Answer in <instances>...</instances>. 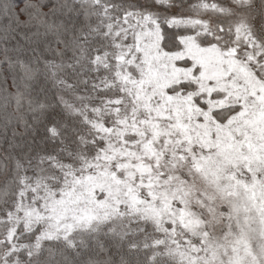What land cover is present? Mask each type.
<instances>
[{
	"label": "snow or ice",
	"instance_id": "1",
	"mask_svg": "<svg viewBox=\"0 0 264 264\" xmlns=\"http://www.w3.org/2000/svg\"><path fill=\"white\" fill-rule=\"evenodd\" d=\"M169 258L264 264V0H0V264Z\"/></svg>",
	"mask_w": 264,
	"mask_h": 264
},
{
	"label": "rangeland",
	"instance_id": "2",
	"mask_svg": "<svg viewBox=\"0 0 264 264\" xmlns=\"http://www.w3.org/2000/svg\"><path fill=\"white\" fill-rule=\"evenodd\" d=\"M213 230L216 235V237L221 241L225 242V232L227 230V224L224 221H217L213 224ZM236 230L235 224H233V231ZM253 243H258L259 241L257 240L255 234L252 236Z\"/></svg>",
	"mask_w": 264,
	"mask_h": 264
},
{
	"label": "trees",
	"instance_id": "3",
	"mask_svg": "<svg viewBox=\"0 0 264 264\" xmlns=\"http://www.w3.org/2000/svg\"><path fill=\"white\" fill-rule=\"evenodd\" d=\"M170 260V264H178V259L177 260H171V258H169Z\"/></svg>",
	"mask_w": 264,
	"mask_h": 264
}]
</instances>
